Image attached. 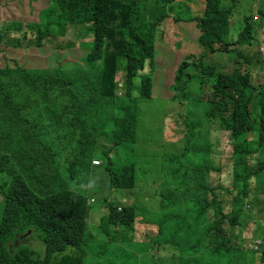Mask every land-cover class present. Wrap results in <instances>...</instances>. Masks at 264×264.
I'll use <instances>...</instances> for the list:
<instances>
[{"label": "trees", "instance_id": "1", "mask_svg": "<svg viewBox=\"0 0 264 264\" xmlns=\"http://www.w3.org/2000/svg\"><path fill=\"white\" fill-rule=\"evenodd\" d=\"M175 1L47 0L37 21L7 26L6 35L15 30L13 40L7 41L13 49L40 48L47 39L65 36L70 26H89L93 41L84 56L87 67L27 69L13 60V65L0 68V264H99L88 254L93 243L116 246L119 258H125L121 249L126 244L131 251L123 261L132 262L128 264H264V237L257 249L241 244L250 209L264 221V190L256 196L249 186L264 173V92L242 71L246 65L255 67L264 0L255 11L251 0H203L201 11L190 19L199 31L201 55L197 60L185 55L175 71L173 89L183 98L189 83L202 88L213 80L206 115L229 134L230 185L211 184L210 173L220 170L219 162L211 160L184 174L182 185L157 192V224L148 231L140 225H148L139 213L142 207L133 201L123 208L108 204L94 235L91 212L103 215L104 206L93 211L90 198L73 190L89 188L91 174L100 168L98 182L108 189L91 190L114 192L116 202L119 191L136 196L134 164L119 168L109 154L125 157L134 152L132 113L138 99H151L155 46L170 15L175 23L183 20L176 9L184 3ZM233 31L237 35L232 41ZM206 53L234 55L233 68L217 72V66L204 64ZM257 64L264 66V59ZM190 68L196 73H189ZM118 73H123L120 83L115 81ZM102 140L110 144L108 149ZM99 147L101 163L95 166ZM218 190L230 193V199L224 201ZM258 228L264 231V226ZM189 229L199 230V237H184L182 232ZM27 237L42 243V254L24 244ZM137 246L144 248L141 255L135 252ZM161 249L168 251V259L160 258ZM97 253L102 260L105 251Z\"/></svg>", "mask_w": 264, "mask_h": 264}, {"label": "rangeland", "instance_id": "2", "mask_svg": "<svg viewBox=\"0 0 264 264\" xmlns=\"http://www.w3.org/2000/svg\"><path fill=\"white\" fill-rule=\"evenodd\" d=\"M259 1L251 0L252 10L255 11ZM180 2L185 5H180L176 9V12H178L176 14L182 17L183 20L175 23L173 20L174 15H170L164 23L161 39L155 46V70H157V64L164 67V59L169 62L175 60V68L169 69V72H166L167 68H163L161 73H153V81H157V76L160 79L164 78L163 86L162 81H160L159 88L156 84L152 86L151 99H138L135 102V110L132 113L135 116L136 142L132 145L134 152L125 157L122 153L119 156L114 154V152L109 154L119 168L130 163L134 164L136 186L132 191H136V196L132 192L130 195L125 190L119 191L116 194V202L114 192L110 193L108 191L107 194L106 191L102 193L99 189L91 190L92 187L108 189L104 185L101 186L98 182L100 179V168L91 174L89 188L81 189L78 187L73 189L88 199H93V202L90 203V209L93 211L97 212L104 206L102 209L103 215L101 211L97 213L91 212L89 229L91 228L90 232L93 235L96 234L100 223L104 222L108 204L118 203L119 208H123L132 204L133 201L134 205L138 204V206L142 207L139 213L146 216L143 222L148 221V225L143 223L140 225L145 231H148L150 227L157 224V192L162 189L175 188L177 184L182 185L184 183V174H190L193 168L205 166L211 160L215 164L219 162L220 168L219 171L210 173L211 184L217 187L221 183L226 187L232 183L233 160L229 134L220 130L217 122L209 119L206 115L209 110V97L213 80L207 81L202 88L195 81L189 83L186 98H168L171 94L169 86L174 85L175 70L185 58V55L190 54L194 57V60H197L202 52L197 43L199 31L195 28V22L190 19L193 16H197L201 11L203 0H176L175 4ZM46 5L47 0H0V68H3L5 64L13 65V60H16L27 69L54 68L58 64L65 69L87 67L84 56L90 51L93 41L92 33L87 31L89 26H78L79 29H74L73 26H70L65 36L47 39L44 42V46L36 49L34 47L11 49L13 48L12 46H7V41L10 42L15 37V30L13 29H10L7 35L5 34L8 31L6 29L7 26L16 22L37 21L38 12ZM5 35L6 37H4ZM236 35L237 32L233 31L231 34L232 41L236 39ZM190 39H195V41L192 43ZM258 39L260 40V45L259 52L255 56V67L251 68L246 65L247 69L241 68L244 73L247 71L251 75V84L256 89L264 92V66L257 64L259 61L263 62L264 59L263 27L258 28ZM245 51L248 53V49ZM158 55H160L159 59L161 62H157ZM233 59L234 55L232 54L219 53L209 55V53H206L203 62L206 65L217 66V72H224L233 68ZM94 66L100 67V62L96 61ZM193 69L190 68L189 73H196ZM122 78L123 73H118L115 81L120 83L123 80ZM187 125H189V134L187 143H185L183 139ZM102 142L106 145L103 149H108L110 144L104 142V140L100 143ZM101 147L98 150L95 149L93 158L98 160L101 158ZM263 159L264 156H262L261 160ZM249 164L252 169L256 168L255 164ZM247 166L248 162L244 165V168ZM258 180H250L249 183V186L254 188L250 189L252 194L256 196L264 190V173L258 176ZM139 184L141 185L140 187ZM69 188L72 189V186L69 185ZM218 191H220L224 201L230 199V193ZM127 194L130 195L128 200L126 199ZM135 197H137V202ZM228 209L229 207L226 206L225 210L227 211ZM2 211L3 202L0 196V222ZM257 214L256 209L252 208L250 209L249 217L244 219V230L241 237L243 247L250 248L252 241H261L264 237L263 229L258 228V226H264V221H260L257 218ZM262 214L264 216V212ZM193 222L192 220L189 221L190 225ZM232 230L233 233H236L235 228ZM198 231L189 229L182 233H184L186 238L191 236L199 237ZM155 241L157 242V238ZM24 244L41 254L43 253L42 243L34 237H29L28 240L25 239ZM101 246L102 248L95 243L92 244V248L88 252V254H94L91 257V262L99 261V264L132 263L131 261L128 263L123 261L131 251L126 244L121 249V255L125 258H119L116 246L107 245L103 247V243ZM100 249L105 251L102 260L98 259L97 256V251ZM143 249H139V246H137L135 252L141 255ZM151 253L155 254L154 251ZM158 255L163 259H168L167 257L169 256L168 251L165 249H161ZM170 261L172 263V258ZM174 261L177 262L176 257H174ZM145 264H151V262L148 261Z\"/></svg>", "mask_w": 264, "mask_h": 264}, {"label": "crops", "instance_id": "3", "mask_svg": "<svg viewBox=\"0 0 264 264\" xmlns=\"http://www.w3.org/2000/svg\"><path fill=\"white\" fill-rule=\"evenodd\" d=\"M46 7V6H45ZM39 13V12H38ZM36 49V48H35ZM156 55V54H155ZM159 57H160V55H158L157 56V62H161V60L159 59ZM154 62H155V67H156V60H155V58H154ZM175 60L173 61V62H169V61H167V59H164V63H163V66L164 67H162V66H160V65H158L157 64V70H155V72L154 73H156L157 74V72H162V69L163 68H167L166 69V72H169V69H172L173 67L175 68ZM51 68V67H50ZM157 78V81H153L152 80V86H154L155 84H156V86L159 88V84H160V81H162V86H163V80H164V78L162 77L161 79H160V77L159 76H157L156 77ZM158 91V90H157Z\"/></svg>", "mask_w": 264, "mask_h": 264}, {"label": "clouds", "instance_id": "4", "mask_svg": "<svg viewBox=\"0 0 264 264\" xmlns=\"http://www.w3.org/2000/svg\"><path fill=\"white\" fill-rule=\"evenodd\" d=\"M11 49H13V48H11ZM154 64H155V62H154ZM176 71V70H175ZM174 78H175V76H174ZM173 87H174V85L173 86H169V90H170V92H171V94H170V96L168 97V98H172V99H174V98H182V96L181 97H179V96H177L176 95V92L174 91V89H173ZM179 95L181 94V93H178ZM223 132H225V131H223ZM222 132V133H223ZM225 133H227V132H225ZM183 140H185V132H184V139ZM94 161H97L98 162V164H94L93 162ZM99 163H101L100 162V160H98V159H94L93 161H92V164L93 165H95V166H97V165H99ZM94 189V188H93ZM93 202V199L92 198H90V203H92ZM257 240H255L254 241V243L256 242ZM259 242V244L261 243V241H258ZM259 244H257V246L259 245ZM257 249V248H256Z\"/></svg>", "mask_w": 264, "mask_h": 264}, {"label": "built area", "instance_id": "5", "mask_svg": "<svg viewBox=\"0 0 264 264\" xmlns=\"http://www.w3.org/2000/svg\"><path fill=\"white\" fill-rule=\"evenodd\" d=\"M93 163H94V164H98V162H97V161H94ZM257 244H259V242H258V241H256V242H255V244H252V245H251V248H254V249H256V248H257Z\"/></svg>", "mask_w": 264, "mask_h": 264}, {"label": "water", "instance_id": "6", "mask_svg": "<svg viewBox=\"0 0 264 264\" xmlns=\"http://www.w3.org/2000/svg\"><path fill=\"white\" fill-rule=\"evenodd\" d=\"M29 233V231L27 232V234Z\"/></svg>", "mask_w": 264, "mask_h": 264}]
</instances>
